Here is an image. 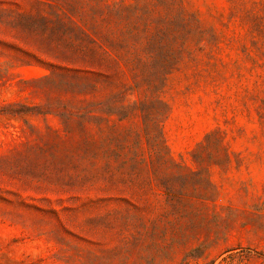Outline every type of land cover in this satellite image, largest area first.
<instances>
[{
	"label": "rangeland",
	"instance_id": "374dc122",
	"mask_svg": "<svg viewBox=\"0 0 264 264\" xmlns=\"http://www.w3.org/2000/svg\"><path fill=\"white\" fill-rule=\"evenodd\" d=\"M0 264H264V0H0Z\"/></svg>",
	"mask_w": 264,
	"mask_h": 264
}]
</instances>
